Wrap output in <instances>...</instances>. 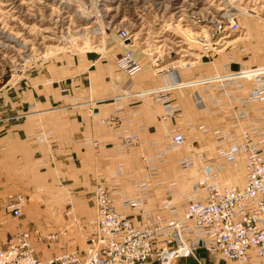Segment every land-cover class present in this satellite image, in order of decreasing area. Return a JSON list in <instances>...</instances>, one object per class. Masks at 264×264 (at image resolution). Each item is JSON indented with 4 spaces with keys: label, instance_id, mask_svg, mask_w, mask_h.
Here are the masks:
<instances>
[{
    "label": "crops",
    "instance_id": "obj_1",
    "mask_svg": "<svg viewBox=\"0 0 264 264\" xmlns=\"http://www.w3.org/2000/svg\"><path fill=\"white\" fill-rule=\"evenodd\" d=\"M126 49L119 38H111L104 51L71 56L34 69L5 94L4 103L0 102V247L14 234L24 231L32 235L62 232L68 237L37 244L36 255L41 261L84 247L79 234L84 227L86 232L90 231L87 224L94 218L93 184L98 170L104 172L107 183L119 180L116 184L120 189L113 205L134 227H142L154 217L162 220L180 217L185 207L183 193L190 194L193 183L201 178L205 163L212 165L217 161L219 146L214 132L238 133L229 126L228 109H223L218 116L203 113L199 101L204 97L203 88L184 85L169 89L166 96L176 108L171 115L165 114L162 104L154 103V96H136L174 82L185 84L200 75L221 72L228 61L225 57L226 62L216 63L214 72L195 66L180 73L160 74L142 66L141 72L128 76L117 66ZM230 57L236 62L232 55L227 59ZM240 65L232 69L237 70ZM210 92L220 94L214 88ZM118 102L121 103L119 110ZM204 104H208L206 99ZM109 117L116 119L115 125L122 123L131 132L144 125L146 130L138 133L143 144L135 142L124 154H117L120 139L113 126L96 125L98 119ZM189 125L194 130H189ZM172 130L184 135L185 144L161 160L155 157L156 175L145 180L143 157L154 156L153 143L161 141L164 133ZM42 136H45L44 142ZM197 155L205 159L197 161L193 170L178 169V160ZM118 170L121 176L116 178ZM217 179L222 186L241 187L244 169L242 166L227 168ZM171 180L177 187L167 190ZM143 181L149 194L145 209L150 217L133 208H122L119 201L121 193L137 196L136 185ZM169 193L174 195L168 197ZM10 196L27 198L18 218L4 210ZM166 198L172 201L176 215L160 209ZM69 211L77 221L72 227H69ZM73 238L77 241L72 242ZM53 245L60 248L55 249ZM220 263L215 257L207 261V264Z\"/></svg>",
    "mask_w": 264,
    "mask_h": 264
},
{
    "label": "built area",
    "instance_id": "obj_2",
    "mask_svg": "<svg viewBox=\"0 0 264 264\" xmlns=\"http://www.w3.org/2000/svg\"><path fill=\"white\" fill-rule=\"evenodd\" d=\"M238 30L239 26L233 22L220 27L219 34ZM119 37L122 43H130L124 44L127 50L117 61V66L126 75L133 76L142 70L141 63L132 55L133 42L129 33L121 30ZM232 64L236 62L230 57L221 72L136 95L138 98L148 94L154 96V103L162 104L165 114L171 115L176 108L169 104L166 96L169 89L184 85L203 88L204 97L199 100L203 113L218 116L223 109H228L229 126L238 131L214 132L219 146L217 161L212 165L205 163L201 178L193 183L190 194L183 193L185 207L182 216L169 220L154 217L144 226L134 227L113 205L114 196L120 189L116 184L119 180L105 183L104 172L98 170L93 184L94 218L87 224L90 231L79 228L80 239L85 242L82 249L43 262L36 256L34 242L38 240L37 236L26 231L16 233L6 247L0 248V264H177L185 258L198 261V249H204L208 258L215 257L224 264H264V63L240 65L237 70L232 69ZM212 88L220 94H211ZM205 99L208 104H204ZM120 104L118 102L117 110L121 109ZM98 120L96 125L113 126L120 139L117 154H124L135 142L143 144L138 133L146 130L144 125L131 132L122 123L115 125L114 117ZM188 128L194 130L192 125ZM198 129L205 131L204 127ZM41 140L44 142L45 136ZM184 144L182 133L166 131L161 141L153 143L156 154L142 159L146 171L143 178L146 180L156 175L155 157L161 160ZM204 159L202 155L189 156L178 160L177 166L181 172H188L195 168L197 161ZM239 166L244 169V185L222 186L217 173ZM115 176H121L119 170L115 171ZM136 186L139 194L135 197L119 194L121 207L133 208L150 217L145 209L149 199L147 186L144 181ZM176 187V182L171 180L167 190ZM26 199L23 196L8 197L5 212L13 218L20 217ZM160 209L176 215L168 198L162 201ZM75 223L77 221L71 215L69 227Z\"/></svg>",
    "mask_w": 264,
    "mask_h": 264
},
{
    "label": "rangeland",
    "instance_id": "obj_3",
    "mask_svg": "<svg viewBox=\"0 0 264 264\" xmlns=\"http://www.w3.org/2000/svg\"><path fill=\"white\" fill-rule=\"evenodd\" d=\"M233 22L237 32L219 34ZM121 30L131 36L133 57L152 73L195 66L214 72L229 55L238 65L264 63V0H0V102L34 69L104 51ZM34 235L36 252L37 244L64 237Z\"/></svg>",
    "mask_w": 264,
    "mask_h": 264
},
{
    "label": "water",
    "instance_id": "obj_4",
    "mask_svg": "<svg viewBox=\"0 0 264 264\" xmlns=\"http://www.w3.org/2000/svg\"><path fill=\"white\" fill-rule=\"evenodd\" d=\"M130 41H126L125 44H129ZM198 261L193 258H185L182 260H179L177 264H207V254L204 249H198L196 251ZM223 264V263H220Z\"/></svg>",
    "mask_w": 264,
    "mask_h": 264
},
{
    "label": "bare ground",
    "instance_id": "obj_5",
    "mask_svg": "<svg viewBox=\"0 0 264 264\" xmlns=\"http://www.w3.org/2000/svg\"><path fill=\"white\" fill-rule=\"evenodd\" d=\"M232 15H234V14H232ZM225 38H227V37H225ZM224 39V38H223ZM125 44V43H124ZM132 46H134V43H133V45ZM222 50L223 49H221V50H218V52H222ZM141 72V71H140ZM201 76V75H200ZM199 77V76H198ZM197 78V77H196ZM37 256V255H36ZM38 258V257H37ZM39 259V258H38ZM39 260H41V259H39ZM44 262V261H43Z\"/></svg>",
    "mask_w": 264,
    "mask_h": 264
}]
</instances>
